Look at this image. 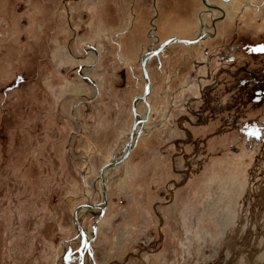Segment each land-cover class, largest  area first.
<instances>
[{
	"label": "rangeland",
	"instance_id": "1",
	"mask_svg": "<svg viewBox=\"0 0 264 264\" xmlns=\"http://www.w3.org/2000/svg\"><path fill=\"white\" fill-rule=\"evenodd\" d=\"M209 1L224 12L0 0V264H264V138L239 131L264 117L247 78L264 65V0ZM202 25L211 38L148 59V119L105 171L101 215L79 211L93 260L79 254L73 210L102 200L98 170L128 141L142 55Z\"/></svg>",
	"mask_w": 264,
	"mask_h": 264
},
{
	"label": "water",
	"instance_id": "2",
	"mask_svg": "<svg viewBox=\"0 0 264 264\" xmlns=\"http://www.w3.org/2000/svg\"><path fill=\"white\" fill-rule=\"evenodd\" d=\"M202 2L208 6V3L206 0H202ZM212 7L215 9H219V7L217 5H213ZM215 21H216V19L213 20L212 27H214ZM203 36H204V34H199L196 38L189 39V38H181V37H178L176 35H173V36L166 38L158 47H156L152 50H148L142 55V57L140 59V66L142 69L143 77L145 79V84H144L142 95L136 96L134 98L133 103H132L134 120L131 124L130 132H129V136H128V141H127L126 145L124 146L123 151L119 157L112 158V159L108 160L107 162L103 163L98 170L100 188H101V192H102V196H103L102 200L99 203H91V202L81 203V204L77 205L73 210L74 225L78 231V234L81 237L80 246L77 249V252L79 254H82V249L85 248L87 250L88 255L93 260L92 253L90 251V244H91L92 239H88L87 233L85 232V230L82 228V226L80 224L79 217H78L79 210H81L83 208L98 209L100 211V215H101V213L103 212V209L105 207L106 201H107L106 185H105V181H104L105 169L114 167L117 164H120L121 162H123L127 158L129 152L131 151V149L133 148V146L136 142L137 136L142 131V126L144 125V123H146V121L148 119L149 106H148V103L146 101V97L148 96L150 88H151L150 80H149V76H148V71H147V67H146L148 59L151 56L159 53L163 47H165L167 44H169L173 41L182 42L184 44H191V43H194L196 41H199L200 39L203 38ZM137 100H141V101L145 102L147 105V111L145 113V118H142V119L137 118L138 114L135 110V102ZM137 125H139L138 128H137ZM97 222H98V220L93 225V230H94L93 232L94 233H95V226H96Z\"/></svg>",
	"mask_w": 264,
	"mask_h": 264
},
{
	"label": "flooded vegetation",
	"instance_id": "3",
	"mask_svg": "<svg viewBox=\"0 0 264 264\" xmlns=\"http://www.w3.org/2000/svg\"><path fill=\"white\" fill-rule=\"evenodd\" d=\"M222 1H229V0H222ZM212 36L213 35L210 33L207 35V38L205 39L211 38ZM199 41H196V42H199ZM260 54L264 55V51H261ZM252 55L256 56L257 53H254ZM250 75L251 76H248L247 78L249 80L250 79L253 80V82L255 83L254 84L255 87L250 91L249 95H251L252 100L263 101L264 100V65H262V67L260 68V72L258 76L252 73ZM242 81H243V78H240L239 83H238V88L242 84ZM259 120L260 121H257V119H255V121L253 120L252 122L244 121V123L239 128L240 134L243 137L245 136V137H250L254 139L264 138V117H262Z\"/></svg>",
	"mask_w": 264,
	"mask_h": 264
},
{
	"label": "bare ground",
	"instance_id": "4",
	"mask_svg": "<svg viewBox=\"0 0 264 264\" xmlns=\"http://www.w3.org/2000/svg\"><path fill=\"white\" fill-rule=\"evenodd\" d=\"M207 1V3H208V6L207 7H209V9H214V8H212V6H213V3H211V1H209V0H206ZM212 4V5H211ZM220 10H222V12H224V9L222 8V7H220L219 8ZM219 21V20H218ZM205 27V26H204ZM204 27H203V25H202V29L197 33V34H195L192 38H190V39H193V38H196L199 34H205L204 36H203V38L200 40V42L202 41V40H204V38H205V36H207L209 33L208 32H205L206 30H204ZM152 48H149L148 50H151ZM137 118H145V116L144 115H142V116H137ZM138 126L139 125H137V128H138ZM144 128V125L142 126V129ZM123 151V150H122ZM122 151H120V154L118 155V157L121 155V153H122ZM106 169H108V168H106ZM106 169H105V171H106ZM104 176H105V172H104ZM104 181H105V177H104ZM84 209V208H83ZM82 210V209H81ZM80 211V210H79ZM94 257V256H93Z\"/></svg>",
	"mask_w": 264,
	"mask_h": 264
},
{
	"label": "snow or ice",
	"instance_id": "5",
	"mask_svg": "<svg viewBox=\"0 0 264 264\" xmlns=\"http://www.w3.org/2000/svg\"><path fill=\"white\" fill-rule=\"evenodd\" d=\"M260 50H261V51H264V48H261Z\"/></svg>",
	"mask_w": 264,
	"mask_h": 264
}]
</instances>
